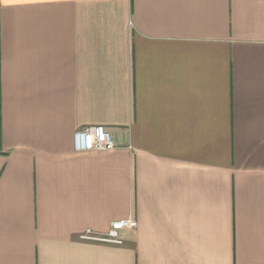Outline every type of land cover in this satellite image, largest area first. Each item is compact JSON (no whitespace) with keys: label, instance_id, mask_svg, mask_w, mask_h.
<instances>
[{"label":"crops","instance_id":"crops-1","mask_svg":"<svg viewBox=\"0 0 264 264\" xmlns=\"http://www.w3.org/2000/svg\"><path fill=\"white\" fill-rule=\"evenodd\" d=\"M0 264H264V0H0Z\"/></svg>","mask_w":264,"mask_h":264},{"label":"built area","instance_id":"built-area-1","mask_svg":"<svg viewBox=\"0 0 264 264\" xmlns=\"http://www.w3.org/2000/svg\"><path fill=\"white\" fill-rule=\"evenodd\" d=\"M115 145L112 135L102 126H89L73 134V149L76 153L107 152L114 150ZM136 222L132 219L115 221L111 223L106 234H98L86 230L80 239L94 243L120 246L122 244L121 232L134 230Z\"/></svg>","mask_w":264,"mask_h":264}]
</instances>
